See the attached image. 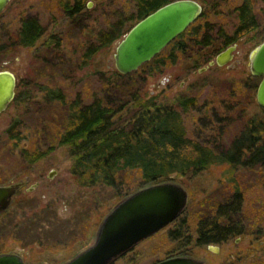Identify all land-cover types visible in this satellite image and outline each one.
<instances>
[{
    "label": "rangeland",
    "instance_id": "374dc122",
    "mask_svg": "<svg viewBox=\"0 0 264 264\" xmlns=\"http://www.w3.org/2000/svg\"><path fill=\"white\" fill-rule=\"evenodd\" d=\"M61 1L11 0L0 15V70L12 71L18 80L15 100L0 114V184L27 181L9 215L0 217V252L17 253L27 264H62L71 259L92 242L103 217L120 200L113 196L111 188L81 186L70 171L73 158L69 147L59 145L57 139L66 127L69 105L75 99L85 105L99 98L117 100L123 95L122 89L109 84L116 81L111 71L115 69L114 55L123 36L105 47L100 38L121 16L134 11L135 0H83L84 8L73 15L61 7ZM75 1L71 0V4ZM89 2L93 3L90 7ZM240 2L205 0L201 4L206 14L198 23L229 29L233 20L230 11ZM213 3L218 5L210 9ZM253 5L260 28L238 41L232 60L226 65L208 66L214 55L194 67V57L186 55L155 76L146 74L152 65L146 66L141 70L143 82L137 76L124 81L144 85L148 96L159 104L176 106L180 98L195 97L198 105L190 115H184L187 134L210 142L217 150H227L248 119L264 116L255 99L256 89L246 95L243 86L259 82L250 74L249 60L252 50L264 38V0H253ZM27 18H36L44 33L35 46L22 48L18 45L19 33ZM253 33L258 36L251 38ZM96 46L98 49L92 52ZM171 50L172 46L163 50V57L167 58ZM201 67L207 68L200 71ZM49 90L55 92L53 97H49ZM235 102L239 104L231 109ZM130 116L124 114L121 123L129 122ZM51 147L33 163L22 153L24 148L48 151ZM51 172L53 177L49 176ZM263 176L264 167H231L225 162L170 180L187 189L189 207L182 217L189 216L193 223L207 216L212 206L228 199L235 186L244 197L242 220L248 225L263 219L257 224L262 228ZM87 217L89 228L85 232L82 224ZM173 228L170 225L139 243L133 250V263L154 264L179 255L180 243L169 236ZM186 254L203 259L205 264H255L254 255L264 258V232L194 245Z\"/></svg>",
    "mask_w": 264,
    "mask_h": 264
},
{
    "label": "trees",
    "instance_id": "16d2710c",
    "mask_svg": "<svg viewBox=\"0 0 264 264\" xmlns=\"http://www.w3.org/2000/svg\"><path fill=\"white\" fill-rule=\"evenodd\" d=\"M172 1L135 0L134 11L121 16L117 24L102 35L101 45L108 46L114 39L124 37L137 22ZM61 7L73 15L84 8V1L81 3L78 0L72 5L71 0H62ZM230 12L232 31L226 32L225 26H221L213 42L210 25L198 23L206 14L203 10L201 16L167 46H172L167 58L161 52L129 74H122L115 67L111 74L116 81L109 84L123 90V95L117 97V100H113V97L107 101L99 98L83 105L77 98L69 105L67 124L57 143L69 147L73 158L70 171L81 186L111 188L113 196L121 199L140 187L167 181L173 176L198 174L214 164L226 162L231 167L241 164L248 169L264 167V116L258 120L260 129L256 131L255 121L249 120L227 150H217L215 146H210V142L194 139L187 134L184 115H190L198 105L195 97L180 98L176 106L159 104L154 97L148 96L149 92L144 85L135 86L130 81H124L125 78H138L143 82L145 76L141 72L146 66L152 65L146 74L155 76L165 72L166 68L175 65L186 55L193 56L192 65L199 67L250 30L260 28L253 0H241ZM43 33V26L36 18H27L22 22L18 45L22 48L33 47ZM95 49L98 47L92 49V52ZM243 86L247 90L246 95L257 87L247 83ZM47 93L53 97L52 93L55 92L49 90ZM243 108L240 107L241 112ZM127 113L131 115L130 120L123 124L120 119ZM52 149L37 151L24 148L22 153L29 163H33ZM261 185L264 191V176ZM243 204V193L234 186L228 199L212 206L207 216L199 217L193 223L189 216L182 217L188 210V202L184 213L170 224L174 227L169 232L170 239L180 243V254H186L194 245L224 242L242 234H262L264 227H258L257 224L263 219L254 220L248 225L242 220ZM8 212L2 216H8ZM89 220V217L83 220L85 232L89 228ZM133 250L113 264H134ZM254 257L255 264H264L263 256L256 254Z\"/></svg>",
    "mask_w": 264,
    "mask_h": 264
},
{
    "label": "water",
    "instance_id": "95a60500",
    "mask_svg": "<svg viewBox=\"0 0 264 264\" xmlns=\"http://www.w3.org/2000/svg\"><path fill=\"white\" fill-rule=\"evenodd\" d=\"M11 0H0V15ZM89 2V7L92 5ZM197 0H174L137 22L117 46L115 67L122 74L137 71L160 54L202 14ZM236 45L219 51L208 66H223L233 58ZM207 66V67H208ZM207 67H201L203 71ZM250 74L259 78L255 90L257 104L264 110V39L252 50ZM18 80L12 71L0 70V114L17 95ZM54 176V172L49 174ZM27 184L21 180L0 184V216L14 202V196ZM34 187V186H33ZM33 187H30L32 190ZM189 202L187 189L172 180L146 185L120 199L103 217L92 242L62 264H113L139 243L157 234L178 219ZM0 264H27L13 252L0 253ZM154 264H205L203 259L179 254Z\"/></svg>",
    "mask_w": 264,
    "mask_h": 264
},
{
    "label": "flooded vegetation",
    "instance_id": "af4514ba",
    "mask_svg": "<svg viewBox=\"0 0 264 264\" xmlns=\"http://www.w3.org/2000/svg\"><path fill=\"white\" fill-rule=\"evenodd\" d=\"M77 1H78V0H76L75 3H76ZM80 1H81V3L83 2V0H79V2H80ZM75 3H74V4H75ZM213 4H214V3H213ZM213 4H212V6H211L210 9H214V7H216V6H213ZM202 6H203V5H202ZM203 10H204V7H203ZM81 11H82V10H81ZM81 11H79L78 13H80ZM78 13H77V14H78ZM221 26H223V25H220V26H218V27H214L213 25H210V37H211V41H212V42L214 41L215 33L218 31V29H219ZM225 30H226V32H229V33H230V32L232 31V27L230 26L229 29H227V28L225 27ZM251 32H254V31H253V30H250V31H249L247 34H245L244 36L249 35ZM253 34H254V33H253ZM255 35H256V34L251 35V36H252L251 38H254ZM244 36H241L240 38L236 39V41H234V42L231 43L230 45H232V44L237 45L238 41H240V39H241L242 37H244ZM228 46H229V45H228ZM224 49H225V48H224ZM14 100H15V99H14ZM11 103H12V102H11ZM11 103H10V104H11ZM10 104H9V105H10ZM235 104H236V103H233L232 105H235ZM232 105H231V107H230L231 109L234 107V106H232ZM8 107H9V106H8ZM8 107H7V108H8ZM6 110H7V109H6ZM6 110H5V111H6ZM243 110H244V108H243ZM3 112H4V111H3ZM3 112H2V113H3ZM2 113H1V114H2ZM260 118H261V117H259V118H257V119H255V118H250V119L247 120V122H249V120H252V119H253V120L255 121V125H254V126H255V130L257 131L258 129H260V128L258 127V120H259ZM247 122H246V123H247ZM19 192H20V191H19ZM19 192L14 196V201H15L16 196L19 194ZM13 204H14V202H13ZM13 204H12V205H13ZM1 216H2V215H1ZM0 253H2V252H0Z\"/></svg>",
    "mask_w": 264,
    "mask_h": 264
}]
</instances>
